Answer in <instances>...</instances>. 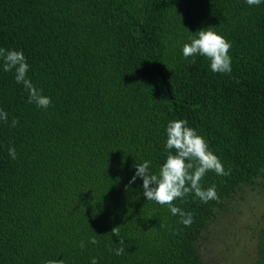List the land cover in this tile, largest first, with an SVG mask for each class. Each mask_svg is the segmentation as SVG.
Returning <instances> with one entry per match:
<instances>
[{"label":"trees","instance_id":"obj_1","mask_svg":"<svg viewBox=\"0 0 264 264\" xmlns=\"http://www.w3.org/2000/svg\"><path fill=\"white\" fill-rule=\"evenodd\" d=\"M208 28L232 44L231 74L183 57ZM0 48L23 51L28 78L52 101L28 103L0 59V264H208L198 240L215 210L264 175V3L0 0ZM177 119L230 170L201 182L216 186L219 203L175 202L193 213L191 227L147 200L141 178L129 183L146 160L158 172ZM255 253L251 264H264V223Z\"/></svg>","mask_w":264,"mask_h":264},{"label":"clouds","instance_id":"obj_2","mask_svg":"<svg viewBox=\"0 0 264 264\" xmlns=\"http://www.w3.org/2000/svg\"><path fill=\"white\" fill-rule=\"evenodd\" d=\"M247 5L259 7L264 0H246ZM190 42L182 47L183 57L191 59L195 63L196 56L206 57L210 62V70L213 73L231 74L232 58L229 52L232 44L222 35L214 32L211 28L201 29L196 32V36L189 38ZM0 59L3 60V70L5 72H15V81L22 84L28 92V103L35 104L38 108L47 109L51 106L50 97L42 94V89L36 86L28 78L29 64L23 51L0 48ZM0 122L8 123V113L0 109ZM19 121L12 119L10 127L15 128ZM166 158L160 165L157 173L150 171V161H144L135 166L136 172L129 182L134 183L137 177L143 180V195L147 200H151L160 206H167L171 214L179 215L180 222L191 227L194 222L193 213L185 212L176 206L175 202H184L185 198L191 194L199 198L203 203L209 201L220 202V196L216 186L212 185L207 189L202 187L205 175L211 171L219 176L230 175V170L226 171L221 160L210 149L206 139L199 135L194 128L188 126V122L183 119L170 121L166 127ZM9 156L14 160L17 158L15 147H9ZM112 235L120 238L119 226L112 229ZM91 244L99 243L95 236L89 240ZM118 247L114 250L115 255L125 254L124 240L120 238ZM80 247L84 248L83 241ZM112 252L113 249L109 248ZM46 264H64L63 260H49ZM91 264H98L95 257Z\"/></svg>","mask_w":264,"mask_h":264},{"label":"rangeland","instance_id":"obj_3","mask_svg":"<svg viewBox=\"0 0 264 264\" xmlns=\"http://www.w3.org/2000/svg\"><path fill=\"white\" fill-rule=\"evenodd\" d=\"M264 223V175L242 185L215 213L198 240L208 264H251L256 232Z\"/></svg>","mask_w":264,"mask_h":264}]
</instances>
